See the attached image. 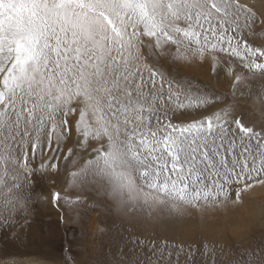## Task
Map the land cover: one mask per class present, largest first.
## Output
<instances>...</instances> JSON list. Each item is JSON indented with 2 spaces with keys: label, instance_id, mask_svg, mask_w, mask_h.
<instances>
[{
  "label": "snow or ice",
  "instance_id": "snow-or-ice-1",
  "mask_svg": "<svg viewBox=\"0 0 264 264\" xmlns=\"http://www.w3.org/2000/svg\"><path fill=\"white\" fill-rule=\"evenodd\" d=\"M194 62L223 71L226 91L172 71ZM69 164L53 204L96 192L132 225L114 264H216L222 242L136 225L203 223L264 187V0H0V229L27 219L35 172ZM234 255L264 264V237ZM0 264L24 258L0 249Z\"/></svg>",
  "mask_w": 264,
  "mask_h": 264
},
{
  "label": "rangeland",
  "instance_id": "rangeland-1",
  "mask_svg": "<svg viewBox=\"0 0 264 264\" xmlns=\"http://www.w3.org/2000/svg\"><path fill=\"white\" fill-rule=\"evenodd\" d=\"M207 67L211 73L208 62L203 64L194 62L173 68L172 71L178 72L181 77L199 82L201 87L208 86L226 91L223 86L216 85L212 74H204ZM220 68L223 69L224 65L221 64ZM253 87L259 91L260 83L256 82ZM225 103L239 104L240 111L246 119L260 122L261 112L250 102L229 94ZM68 146H73V142H69ZM71 169L72 166L69 164L67 169H62L59 173L37 171L30 177L33 198L27 219L25 220L22 215L17 216L14 225L0 229V249L23 257L24 264L34 259H40L43 264H65L66 261L69 264L72 261H75V264H114L119 255L122 238L127 237L126 230L132 225L108 199L96 192L85 193L86 196L95 199V203L90 199L88 206L69 208L63 200L58 205L53 204V191H61L63 195L65 189H69L68 172ZM260 200L258 198V206L264 210V199ZM217 212V209H210V213L207 211L205 214L203 226L210 229L208 232H204L199 225L192 229L190 226L180 227L179 224H163L148 220L138 223L136 229L146 235L154 234L158 240L168 239L170 242L215 239L224 245L223 253H217L216 264H231L240 245H255L264 237V213L261 216L262 224H256L248 232L237 236L226 230L225 239L222 240L217 232L220 224ZM13 231L19 234L18 238H13Z\"/></svg>",
  "mask_w": 264,
  "mask_h": 264
},
{
  "label": "bare ground",
  "instance_id": "bare-ground-1",
  "mask_svg": "<svg viewBox=\"0 0 264 264\" xmlns=\"http://www.w3.org/2000/svg\"><path fill=\"white\" fill-rule=\"evenodd\" d=\"M209 68L205 70V75L212 74L217 86L224 87L226 89L227 81L224 73H209ZM212 76V77H213ZM237 97H239L237 95ZM258 198L262 201L264 199V187H256L251 191L244 192L242 194V203L239 205L228 204L225 208L217 209V220L219 226L217 232L219 237L224 240V232L228 230L232 235L237 236L240 233H246L250 228L256 224L261 223V216L263 215V208L258 206ZM210 213V209L207 210ZM205 212V214L207 213ZM203 223L200 222L198 214L194 213L191 219H185L180 223V227L190 226L192 229L195 226H200L204 232H208L210 229L205 228ZM226 225V226H225Z\"/></svg>",
  "mask_w": 264,
  "mask_h": 264
}]
</instances>
